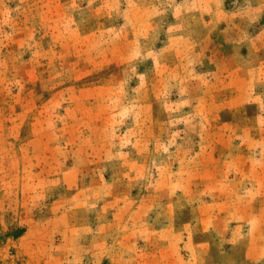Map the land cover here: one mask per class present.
I'll return each instance as SVG.
<instances>
[{
  "label": "rangeland",
  "instance_id": "374dc122",
  "mask_svg": "<svg viewBox=\"0 0 264 264\" xmlns=\"http://www.w3.org/2000/svg\"><path fill=\"white\" fill-rule=\"evenodd\" d=\"M259 211L264 0H0V264H248Z\"/></svg>",
  "mask_w": 264,
  "mask_h": 264
},
{
  "label": "crops",
  "instance_id": "0c3cea01",
  "mask_svg": "<svg viewBox=\"0 0 264 264\" xmlns=\"http://www.w3.org/2000/svg\"><path fill=\"white\" fill-rule=\"evenodd\" d=\"M244 167L241 170V181H237V179L239 180L240 178H237V176H234L229 182L231 184H235V185H239L240 188L239 190L241 191V210H244V205L243 202L247 201L249 198L251 199V201H254L256 199V197H259V191L257 189V187H259L260 183L259 181H256L255 176H253L252 181L249 180L248 178L250 177L249 175L252 174H259V171L257 170L258 167H256L254 163L251 162H247V163H243ZM260 169V168H259ZM251 171H254V173H252ZM264 215V212L259 211V213L257 214V216H259L261 218V216ZM169 229H171V226H168ZM167 227V228H168ZM180 247L179 245H177V247L173 248V252L175 253L176 251H179ZM253 250L255 251L256 249L253 248ZM247 262L251 263H259L261 262V264H264V260H261V253H254L252 255H250L248 258H245ZM248 263V264H249Z\"/></svg>",
  "mask_w": 264,
  "mask_h": 264
}]
</instances>
